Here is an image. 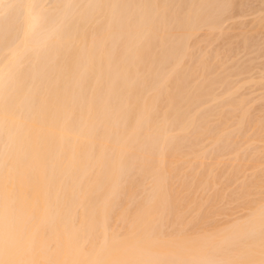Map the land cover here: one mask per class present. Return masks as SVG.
<instances>
[{"label":"bare ground","instance_id":"obj_1","mask_svg":"<svg viewBox=\"0 0 264 264\" xmlns=\"http://www.w3.org/2000/svg\"><path fill=\"white\" fill-rule=\"evenodd\" d=\"M260 35L264 0H0V264H264Z\"/></svg>","mask_w":264,"mask_h":264},{"label":"rangeland","instance_id":"obj_2","mask_svg":"<svg viewBox=\"0 0 264 264\" xmlns=\"http://www.w3.org/2000/svg\"><path fill=\"white\" fill-rule=\"evenodd\" d=\"M226 24H227V23H226ZM228 24H229V23H228ZM228 24H227V25H228ZM225 26H226V25H225ZM201 31H204V32H205V29H203V30H201ZM201 31H200V34H198V36L200 35V36H199V38H200V37H202V35H203L202 38H204V35H206L207 32H205V33H204V32L201 33ZM236 34H237V33H236ZM263 37H264V35H262V36L260 35L259 37H256L257 39H256L255 37H253V40L251 41V43H250V45H249L250 48H249V47L246 48V49H250V50H251V48H252L253 46H255V47H253L254 49L252 48V49L255 51V56L253 57L252 54H251V55H252V56H251L252 58H251L250 56H248L249 58H247V59L245 60L247 63H248V62H251V60L253 61L254 58H255L254 61H255V60H259L261 57H262V60L260 59L259 61H260L261 63H262V61L264 62V58H263V56H264V50H263V49H264V46L261 45L262 43H261V40H260V39H263L262 42L264 43V38H263ZM234 38H235L234 41H233L234 43H233V44L231 43L232 45L226 44V42L224 41V37H222L221 39H218L221 43L217 40L216 42H218V43L213 42V43H211V44H210V43L208 44L207 42H204V41L202 40L203 42H200V43L202 44V46H201V44L198 45V47H197L198 49H197L196 51H194V52H193V49H192V52H193L194 54H196V53L198 54V53H199L201 56H202V55H205L206 53L208 54V56H210V54H212V55H211L212 57H211V56H210V57H211L212 60L214 61L215 55H213V54H216V53L219 51L220 54H218V57L221 55V56H220V58H222L221 61L223 60V63L220 62V65L223 66V67H220V65L218 64L221 70L219 69V70H217L216 72H218V71H219V72H224V71L226 70V68H227V70H228V68H229L228 71L231 70V71L233 72L231 78L234 77L233 80H232V79H231V80H232V81L235 80V82H237L236 78L239 77V76H241L242 78H237V79H238V82H240V80L242 81V79L245 78L246 76H250V75L253 73V70H254V71H255V72H254L255 75L260 73V75H259L260 77L258 76V78H259L260 81H261V79H262L261 77H262V75H264V72H263V70H264V66H263V65H264V64L261 65V63H260L259 61H258V63L255 61V62H253L254 66L251 65V67H253L252 69H251L250 66H248V68L250 67V70H251L252 73L250 72V70H248V72H247V67H246V65H248V64H246V62L244 61L245 58H243V59H240V58H239V56H240L241 58H242V56L244 57V55H242V52H241V53L239 52L241 49H242V51L244 50L243 48L240 49V47H239V45L241 46L240 41H239L240 38H239V37H237V38L234 37ZM222 39H223V40H222ZM204 40H205V39H204ZM235 40H236V41H235ZM258 40H260V42H259ZM222 42H224V43H222ZM206 43H207V44H206ZM214 43H215V45H214ZM256 43H257V46H258V47L256 46ZM259 43H260V45H258ZM204 44H205V45H204ZM212 44H213V45H212ZM221 44H222V45H221ZM237 44H239V45H237ZM206 45H207V47H206ZM220 45H221V47H220ZM228 45L230 46L229 48L226 49V48L224 47V50L227 51V52H226V51H224V50L222 49V47H223V46H228ZM200 46H201V47L204 46V47H206V48H204V47L201 48ZM218 46H219V48L217 49ZM236 46H237V49L239 48L238 51H237V49L235 50V47H236ZM251 46H252V47H251ZM259 46H260L261 48H259ZM195 47H196V45H195ZM195 47H193V48H195ZM208 47H209V49L207 50ZM212 47H215L213 51H211V49H213ZM232 47L234 48V50L231 49ZM200 49H202L203 51H200ZM221 49H222L225 53L222 52ZM259 49H260L261 51H260ZM198 50H199V52H198ZM209 50H210V51H209ZM216 50H217V51H216ZM250 50H248V54H247V51L244 50L245 52H243V54L246 53L247 55H249V54H250ZM253 50H251V53H254ZM206 51H207V52H206ZM215 51H216V52H215ZM235 51H237L238 53L235 52ZM259 51H260V52H259ZM200 52H201V53L203 52L204 54H201ZM212 52H213V53H212ZM221 52H222V54H224V57H222L223 55L221 54ZM232 52H233V53H232ZM234 52H235V53H234ZM229 53H230V54H229ZM231 53H232V55H231ZM197 54H196V56H198ZM236 54L239 55V56H237ZM246 54H245V55H246ZM258 54H259V55H258ZM235 55H236V57H235ZM241 55H242V56H241ZM247 55H246V56H247ZM260 55H262V56H260ZM226 56H227V57H226ZM232 56H233V59H236V60H234V62H233ZM259 56H260V57H259ZM204 57H205V56H204ZM225 57H226V58H225ZM230 57H231V58H230ZM220 58H219V59H220ZM219 59L216 58V59H215V60H217L216 62H218ZM226 59H228V60L230 59V62H232L233 65H232L228 60H226ZM238 59H239V60H238ZM248 59H249V60L251 59V60L248 61ZM235 61H236V62H235ZM237 61H238V63H237ZM239 61H240V62H239ZM224 62H226V63H224ZM227 62H228L230 65H229ZM243 62L245 63V65L243 64ZM234 63L237 64V65H235ZM256 63H257V64H256ZM222 64H223V65H222ZM226 64H227V65H226ZM250 64H252V63H249V65H250ZM218 65H217V66H218ZM234 65H235V67H234ZM238 65H239V66H238ZM242 65H243V66H242ZM255 65H256V66L258 65L257 68H259V67H260L259 65H261L260 70L257 71ZM224 66H225V67L227 66V67L224 68ZM228 66H229V67H228ZM231 66L234 67V68H232ZM241 66H242V67H241ZM230 67H231L232 69H231ZM238 67H241V69H242V70H240L241 75H239V76L236 75V74L234 73V72H235V68H238ZM245 67H246V68H245ZM222 68H224V69L222 70ZM217 69H218V68H217ZM245 69H246V70H245ZM261 69H263V70H261ZM243 70H245V72H243ZM241 71H242V72H241ZM256 71H257V72L261 71V72L257 73ZM226 72H227V71H226ZM262 72H263V73H262ZM240 73H239V74H240ZM244 73H245V74H244ZM247 73L250 74V75H248ZM234 74H235V76H233ZM244 75H245V77H243ZM251 76H252V75H251ZM251 76H250V77H251ZM263 77H264V76H263ZM247 78H249V77H247ZM247 78H245V79H247ZM245 79H244V80H245ZM255 79L257 80L256 76H255ZM259 79H258V80H259ZM256 80H255V82H259V81H256ZM263 80H264V79H263ZM263 80H262V81H263ZM262 81H261V84L263 83V84H262V88L264 89V87H263V86H264V82H262ZM238 82H237V83H238ZM252 83H253V82H252ZM252 83H251V84H252ZM253 84H254V83H253ZM258 84H259V83H258ZM247 85H248V84H247ZM255 85H257V84H254V86H255ZM259 85H260V84H259ZM244 87H246V88H244ZM244 87L240 89L241 91H240V90L238 91L237 94H239V95H237V96H238V100L243 99V98H244V100H245V99L247 100V102H246V100H245V103L242 104L243 106L245 105L244 107H246V103H248V104L252 103V101H255V97H257V96H259V95L261 94V92L259 93L258 90L262 91L263 89L261 90V86H260V87L258 86L259 89H257V87H253V85H252V88H251L252 91L249 92V89H250V88H249V85H248V86H244ZM247 87H248V88H247ZM250 87H251V86H250ZM253 88H256V89H253ZM223 89H224V88H222V92L220 91V90H221L220 88L217 89V90H216V91H217L216 94L221 95L220 93H223V91H225V89H224V90H223ZM244 90H247V91L244 92ZM219 91H220V92H219ZM242 91H243V92H242ZM254 91H255V92L257 91V92H256L257 95H255V92H254ZM239 92H240V93H239ZM241 92H242L244 95H248L249 97L251 96L250 93L253 92V93H254V94H253V95H254V99H253L252 96H251L250 98H249L248 96L243 97L244 95H243V94L241 95ZM258 93H259V94H258ZM263 93H264V91H263ZM263 93L261 94L262 96H260L261 98L264 97V96H263ZM240 95H241L242 97H240ZM260 97H257V98H259V99L261 100ZM247 98H248V99H247ZM257 98H256V100H257ZM248 100H249V102H248ZM250 100H252V101H250ZM263 100H264V98H263ZM263 100H262V101H263ZM257 101H258V100H257ZM257 101H256V103L253 102V104H252L253 106L250 104L251 107H253V108H251L250 105H249L250 108H248V106H247V108H248V109H251L250 112H251L252 114H253L254 111H255L254 115L258 113V114H257L258 116H260V115L262 116V115H264V114H263L264 112L261 111L262 109H264V105H262L264 102L260 101V102H262V104H261L262 107H261L260 105H259V106L257 105V103L259 104V101H258V102H257ZM248 104H247V105H248ZM254 104H256V105L258 106V107H257V106L255 105V110H254ZM239 107H240V106H239ZM256 107H257V108H256ZM260 107H261V108H260ZM258 108H260V110H258ZM224 109H225V111H227V110H228V107H227V108H226V107H223L222 110H224ZM243 109L245 110L246 108L240 107V108L238 109V111L235 113V115H236V114L239 115V114H240L239 112H240L241 110H243ZM252 109H253V110H252ZM256 112H257V113H256ZM259 112H260V113H259ZM261 112H262V114H261ZM252 114H251V116H254V115H252ZM258 116H256V117H258ZM252 118H255V116L252 117ZM248 131H249V133L251 132L250 129L247 130V132H248ZM247 132H246V134H248ZM246 134H245V133L240 134V140H238V141H236V142L234 141L235 144H233V145L235 146L236 144L239 143V145H237L238 147H236V148L234 149V148H233V145H231L232 147H230V148L228 147L229 150H228V148L226 149V150H227L226 153L229 152V154H231L230 157H232V156H233V157H234V156H238L239 154H240L239 156L242 155V157H244L243 155H245V156H248V158L251 157L250 160H253V159L256 160V159L258 158V156L260 155V157H262V158H258V160H256V161H257V162L259 161L258 164H259L260 166L262 165V167H264V164H263V163H264V162H263V161H264V159H263L264 156H262L261 154H259L260 152H258L257 154H256V152L254 153V151H252V152H251V151L248 152L250 155H251V153H254V156H255V157H254V156H250L249 154H247V155L244 154L243 151L246 152V150L249 151V150H251V149H252V150H256V149H258V147H256V146L259 145L258 143H257V144H258V145H257V144H255L254 142L251 141V138H253L252 135L254 136V132H253V131L251 132L252 135H251V134H248V136H247L248 139H247V137H244ZM235 135H236V134H234V136H235ZM242 135H244L243 137L246 138V139L243 138V139H244V140H243V139L241 138ZM249 136H251V137H249ZM249 138H250V140H249ZM241 139H242L243 143L241 142ZM246 140H249V141H248L249 144L246 143ZM198 141H199V140H198ZM200 141H201V140H200ZM200 141H199V142H197V141L195 142V143H199V145H200V146L198 145V147H196V148H202V147H205V150L209 151V152L207 153V152H204L205 150L203 149L204 151L202 152V155H203V153H204V156H203V157L206 158V159L204 158L206 162L208 161V158H207V157H209V160H210V161H208V163H209V162H212L211 160H215V158H218L217 155L220 157L223 151H224V153H225V148H224V150L219 154L220 150L218 149V148H219V147H218L217 149H218L219 151H218V153L216 154V151H217V150L214 149V147L216 148V145H214V147H213V145L211 146V145L209 144V145L211 146L212 149H209V150H208V149H207V145H208L207 143H208V142H205V143H206V145H205L204 141H202V142H203L202 145H203V144L205 145V146H202ZM239 141H240V142H239ZM244 141H245V142H244ZM251 142L254 143V144H252ZM241 143H242V146H243V147L240 145ZM251 144L254 145L255 147H254V146L249 147V145H251ZM246 145H248L247 147H248L249 149L247 148L246 150H243V149L246 147ZM189 146H190L189 143L186 144V145H185L186 148L184 149V151L187 150V147H189ZM196 146H197V145H196ZM210 146H209L208 148H210ZM239 146H241L242 148H241V147L239 148ZM231 148H232V150L234 149L233 152H232ZM255 148H256V149H255ZM213 149H214V150H213ZM241 149H242V152H241ZM236 150H237V151H236ZM259 151H260V150H259ZM211 152H212V153H211ZM235 152H236V153H235ZM210 153H211V156H209ZM213 153H215V155H214ZM224 153L222 154L223 156H224ZM226 153H225V156H226V155H229V154H226ZM232 153H233V155H232ZM242 153H243V154H242ZM212 154H213V156H212ZM255 154L258 155V156H256ZM252 155H253V154H252ZM225 156H224L225 160H226V159H230L229 157H225ZM214 157H215V158H214ZM233 157H232V158H233ZM252 157H253V159H252ZM213 158H214V159H213ZM220 158H221V157H220ZM232 158H231V159H232ZM244 159L246 160L245 157H244ZM261 159H262V162H261ZM247 160H249V159H247ZM255 160H254V161H255ZM221 161H224L223 157L221 158ZM260 163H261V164H260ZM228 170H229V169H228ZM224 171H226V170H224ZM248 172L251 173V171H248ZM225 173H226V174L223 175V177H225V178H222V179H223V180L225 179V181H226V178H227L229 175L227 176V172H225ZM228 173H229V171H228ZM252 173H253V172H252ZM229 174H230V173H229ZM246 175H247V172H246V174H245V177H247ZM249 175H250V174H249ZM249 175H248V176H249ZM241 177H243L242 174H241ZM250 177H251V176H250ZM239 178H240V175L238 176V179H237L238 182H236V185H238V186L240 185V182L242 183L243 181L249 179V178H247V179H242L241 181H239ZM222 179H221V180H222ZM240 179H241V178H240ZM221 180H220V181H221ZM237 180H236V181H237ZM222 182L224 183V181H221V183H222ZM223 183H222V185H223ZM232 186H233V185H232ZM235 187H236V189H235L234 187H233V189L237 190V186H235ZM219 188H221V187L219 186ZM226 190H227V189H226ZM226 190H225V191H226ZM231 190H232V187L230 188V190H229L228 193H230ZM235 190H233V191H235ZM200 192L202 193V190H200V191L198 192L199 195H197V196H200V195H201ZM223 193H225L226 196L228 195L226 192H223ZM223 193H222V194H223ZM205 194H208V192L206 191ZM223 196H224V194H223ZM226 196H224V198H225ZM254 197H255V196H254ZM204 198H206V195H205ZM224 201H226V200H224ZM224 201L222 200V202H224ZM220 202H221V201H220ZM227 202H228V200L226 201L225 204H227ZM220 204H222V205L224 206L223 203H220ZM220 204H219V205H220ZM228 204H229V205L224 206V208H223V206L221 205V207H222L223 209H222L221 207H219V208L222 209V210H224L223 212H224L225 214H226V210L233 211V212H234V215H235L234 218H235L236 220H239V219L241 218V217H240V216H241V215H240L241 212H243V214L246 213L245 211H243V210L241 209L240 211L238 210V212H240V214H235V212H236L237 210H236V211L233 210V207H232V206H233V205H236V202H235V203H234V202H231V203H228ZM237 204H238V203H237ZM205 206L207 207V205H205ZM237 206H238V205H236V208H238ZM206 207H205V208H206ZM225 207H229V209H226V210H225ZM231 207H232V210H231ZM236 208L234 207V209H236ZM230 211H227V212L233 214V213L230 212ZM223 212H222V214L225 216V220L222 219L223 215H222V217H221V216H217V217H220L219 220L222 219L223 221H226V220H228V218L226 219V217H228V216H226ZM236 213H237V212H236ZM227 215H229V214H227ZM236 216L239 217V219H238ZM232 217H233V215H232ZM244 217H245V216H244ZM244 217H243V215H242V218H244ZM214 218H215V217H214ZM214 218H213V219H214ZM223 218H224V217H223ZM229 218H230V217H229ZM242 218H241V219H242ZM213 219H212V220H213ZM241 219H240V220H241ZM222 220L220 221L221 223H222ZM232 220H234V219L232 218L231 221H230V219H229L230 222H233V223H234L235 220H234V221H232ZM240 220H239V222H240ZM214 221H215V223H214L213 221H211V222H213V225L215 224V226H218V224H219L220 222L217 223L218 220H217V221L214 220ZM229 221H228V222H229ZM211 222H208V223H209V224H208L209 226L211 225V224H210ZM236 222H237V221H236ZM216 223H217V224H216ZM221 223H220V224H221ZM233 223H232V224H233ZM226 224H228V225H226ZM213 225H211L210 228L215 227V226H213ZM225 225H226V227H227V226H229V223L225 222V223H223L222 226H221V225H219V226H220V227H223V226H225ZM193 264H194V263H193Z\"/></svg>","mask_w":264,"mask_h":264}]
</instances>
